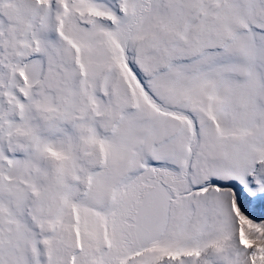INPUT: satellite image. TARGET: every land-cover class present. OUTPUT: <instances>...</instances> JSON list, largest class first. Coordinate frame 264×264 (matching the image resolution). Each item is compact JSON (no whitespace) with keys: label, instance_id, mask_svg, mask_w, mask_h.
<instances>
[{"label":"snow or ice","instance_id":"snow-or-ice-1","mask_svg":"<svg viewBox=\"0 0 264 264\" xmlns=\"http://www.w3.org/2000/svg\"><path fill=\"white\" fill-rule=\"evenodd\" d=\"M0 264H264V0H0Z\"/></svg>","mask_w":264,"mask_h":264}]
</instances>
